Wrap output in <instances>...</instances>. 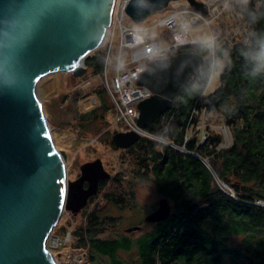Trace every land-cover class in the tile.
<instances>
[{
    "label": "trees",
    "instance_id": "obj_1",
    "mask_svg": "<svg viewBox=\"0 0 264 264\" xmlns=\"http://www.w3.org/2000/svg\"><path fill=\"white\" fill-rule=\"evenodd\" d=\"M241 14L251 31L248 42H217L213 55L201 44L179 50L197 53L204 62L176 91L170 108L146 129L173 146L161 145L163 152H156V143L141 138L126 148L132 155L137 152L139 183L150 181L158 200L167 199L169 216L144 221L152 229L142 238L124 234L102 240L97 233L114 228L116 219L93 209L85 227L75 232L79 247L89 250L90 264L98 257L106 264H129L118 254L132 250L137 257L133 264H264V207L257 205L264 203V0H246ZM105 56V50L98 49L85 60L92 74H101ZM214 72L219 73L218 88L202 95ZM105 92L103 86L98 89L96 94L102 96L98 106L75 119L82 128L100 119L105 123V115L114 113ZM203 112L224 119L229 146L209 127L204 128L202 141L188 139L189 126H195ZM214 174L226 190L214 185ZM104 185L101 181L99 189ZM133 186L124 193L107 194L105 202L117 209L135 208ZM234 236L241 237L236 246Z\"/></svg>",
    "mask_w": 264,
    "mask_h": 264
},
{
    "label": "water",
    "instance_id": "obj_2",
    "mask_svg": "<svg viewBox=\"0 0 264 264\" xmlns=\"http://www.w3.org/2000/svg\"><path fill=\"white\" fill-rule=\"evenodd\" d=\"M172 1L178 0H130L126 14L138 24ZM186 1L211 17L206 3ZM114 2L0 0V264H58L48 240L63 211L77 215L97 194L99 183L110 178L96 160L82 165L76 180L67 181L66 155L53 143L36 88L52 74L77 79L86 74L82 62L102 45ZM203 62L201 55L184 52L148 63L136 82L152 93L137 105L140 129L162 117ZM139 139L134 132L112 136L114 146L123 150ZM157 205L145 222L167 219V199ZM138 230L128 227L125 232Z\"/></svg>",
    "mask_w": 264,
    "mask_h": 264
},
{
    "label": "rangeland",
    "instance_id": "obj_3",
    "mask_svg": "<svg viewBox=\"0 0 264 264\" xmlns=\"http://www.w3.org/2000/svg\"><path fill=\"white\" fill-rule=\"evenodd\" d=\"M199 1L209 4L212 8L214 5H218L219 10L215 19L207 21L199 28L192 29L189 35L190 40H194L196 44H201L209 54L211 50L214 52L213 45L217 42H248L249 32L251 31L245 24L241 14V7L246 3V0H217L215 4L210 2V0ZM182 6L185 7V5ZM172 11L174 10L168 5L165 9L149 15L141 23L135 24L128 21V24L133 29L147 35L151 41L162 40L163 38L171 39L167 29L159 28L158 25ZM117 46L118 40L116 39L109 58V69L112 71L116 62ZM125 53L124 51L123 60L126 59L124 58ZM111 78L112 74L109 71V80ZM209 81L206 92L208 94L218 88L220 83L219 73H212ZM101 83L102 80H100L99 75L92 74L91 69H89L80 79L66 73L46 76L36 88L37 96L42 103L48 120L53 143L59 151L64 152L66 155L67 181L76 180L80 175L81 166L96 160L101 161L100 163H102L104 170L110 175L108 180H104L105 185L98 189L97 194L93 196L94 199H92L84 212L85 208L77 215L63 211L48 241V249L58 264H90L89 250L79 247V240L75 232L78 228L85 227L86 215L93 209H101V211H104L103 216L116 219L114 228L108 227L107 230L97 233L98 238L102 240L116 239L119 236L128 234L130 238L136 240L137 238H142L144 234L152 229L150 225L144 222V218L150 211H154L157 202H159V197L151 182L144 181L139 183L138 181L135 163L137 152L133 151L134 154L132 155L126 149H118L111 145L112 136L116 133H123V126L116 122L115 113L106 114L105 123L100 119L87 128H82L79 122L75 120L79 114L90 111L95 106H98L97 103L101 102V94H96V91L103 86ZM106 97V103L111 107V100L107 94ZM203 113H201L202 115H200V119L198 118L195 126L193 124L189 126L188 139L197 137L199 141H202L204 137L202 132L205 127H209L210 132L222 136L223 145H225V137L229 135V132L224 119L217 115H203ZM153 142L156 143L155 151L163 152V148H161L163 144ZM175 149L179 150L178 147H175ZM208 160L211 162L210 158ZM201 162L204 165L208 164L203 160ZM213 178L214 185L216 184L220 189H227L223 188L226 185L215 174ZM131 184H134L132 188L135 192L137 204L135 208L123 207V209H117L105 202L107 194L127 192ZM136 226L140 227V230L132 233L125 232L128 227ZM240 241L241 237L234 236L232 245L236 246ZM118 255L129 264H133L137 260L135 250L129 253L121 252ZM106 263L107 260L104 257L97 258L96 264Z\"/></svg>",
    "mask_w": 264,
    "mask_h": 264
},
{
    "label": "built area",
    "instance_id": "obj_4",
    "mask_svg": "<svg viewBox=\"0 0 264 264\" xmlns=\"http://www.w3.org/2000/svg\"><path fill=\"white\" fill-rule=\"evenodd\" d=\"M129 1L115 0L114 2L111 25L106 30L104 41L99 48H104L106 52L103 70L99 75L100 80H102L101 85H103L108 98L111 100L116 122L123 126L122 131L124 133L134 132L141 138L166 146H173L161 137L150 135L145 129L142 130L138 127L139 111L137 105L139 102L151 97L152 93L145 87L137 86L136 82L144 73L149 62L174 56L180 49L195 45L196 42L189 39L192 29L199 28L207 21L215 19L219 9L218 7L215 9L209 6L211 17L204 18L184 2H170L168 5L174 11L158 26L167 29L171 39L163 38L162 40L151 41L147 35L133 29L128 24V21L132 22L126 14ZM182 5H185V7ZM116 39L118 40L117 55L112 71L109 69V58ZM124 51L126 52L125 60L122 58ZM213 53V50H211L210 54L213 55ZM90 55L91 53L82 62V66L86 68V73L89 69L85 65V60ZM109 71L112 74L111 80H109ZM204 93H206V89L202 94L204 95ZM229 144H231L230 134L225 137V145L229 146ZM257 205L264 207V203L261 201Z\"/></svg>",
    "mask_w": 264,
    "mask_h": 264
},
{
    "label": "bare ground",
    "instance_id": "obj_5",
    "mask_svg": "<svg viewBox=\"0 0 264 264\" xmlns=\"http://www.w3.org/2000/svg\"><path fill=\"white\" fill-rule=\"evenodd\" d=\"M178 1H181V2H184V3H186L187 5H188V3H187V1L185 0H178ZM173 2V1H172ZM175 2H177V1H175ZM210 2H212L213 4H215V3H217V0H210ZM189 6V5H188ZM208 6V10H209V4L207 5ZM171 7V6H170ZM190 7V6H189ZM213 8H217V6H215L214 5V7ZM192 9V8H191ZM195 11V10H194ZM156 12H159V11H156ZM197 12V11H196ZM155 13V12H154ZM199 13V12H198ZM153 14V13H152ZM201 16H202V14H201ZM204 17V16H203ZM204 18H208V17H204ZM211 25V24H210ZM206 27V26H205ZM203 28V27H202ZM205 45V44H204ZM212 46V45H211ZM113 49V48H112ZM178 53H184L183 51H180V52H177L176 54H178ZM171 57V56H170ZM150 63V62H149ZM207 90H208V87H207V89H206V92H207ZM142 130H144V129H142ZM146 130V129H145ZM124 133V132H123ZM127 133V132H126ZM125 134V133H124ZM140 139H141V137H140ZM146 140V139H145Z\"/></svg>",
    "mask_w": 264,
    "mask_h": 264
},
{
    "label": "flooded vegetation",
    "instance_id": "obj_6",
    "mask_svg": "<svg viewBox=\"0 0 264 264\" xmlns=\"http://www.w3.org/2000/svg\"><path fill=\"white\" fill-rule=\"evenodd\" d=\"M99 184H100V183H99ZM85 186H86V184H85ZM157 204H158V202H157ZM157 206H158V205H156V208H155L154 210H156V209H157ZM153 212H154V211H153Z\"/></svg>",
    "mask_w": 264,
    "mask_h": 264
}]
</instances>
